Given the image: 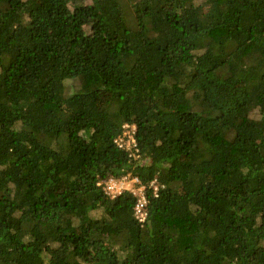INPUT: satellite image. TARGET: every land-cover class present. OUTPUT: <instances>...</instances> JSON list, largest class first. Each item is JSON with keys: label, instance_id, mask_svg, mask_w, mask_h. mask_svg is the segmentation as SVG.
Masks as SVG:
<instances>
[{"label": "trees", "instance_id": "obj_1", "mask_svg": "<svg viewBox=\"0 0 264 264\" xmlns=\"http://www.w3.org/2000/svg\"><path fill=\"white\" fill-rule=\"evenodd\" d=\"M0 264H264V0H0Z\"/></svg>", "mask_w": 264, "mask_h": 264}, {"label": "built area", "instance_id": "obj_2", "mask_svg": "<svg viewBox=\"0 0 264 264\" xmlns=\"http://www.w3.org/2000/svg\"><path fill=\"white\" fill-rule=\"evenodd\" d=\"M135 143V141H133ZM127 179H123L121 181H110L107 185V190L108 192L113 196H117L121 194L124 191L123 185L127 182ZM134 182H137V180H134ZM116 187L121 188L122 190L116 191ZM143 203L145 204V199L144 197L141 199Z\"/></svg>", "mask_w": 264, "mask_h": 264}, {"label": "rangeland", "instance_id": "obj_3", "mask_svg": "<svg viewBox=\"0 0 264 264\" xmlns=\"http://www.w3.org/2000/svg\"><path fill=\"white\" fill-rule=\"evenodd\" d=\"M103 103V102H102ZM132 135H133V131H132V129H129L128 130V132L126 133V136L127 137H130L131 139L133 138L132 137ZM133 184H135V182H134V180H131V181H127L124 185H123V188H124V190H128V189H130L131 191H136L139 195H143V192H144V188H139V189H133ZM118 190H122L121 188H118V187H116V191H118ZM123 191V190H122ZM114 196V195H113ZM115 197V196H114Z\"/></svg>", "mask_w": 264, "mask_h": 264}, {"label": "clouds", "instance_id": "obj_4", "mask_svg": "<svg viewBox=\"0 0 264 264\" xmlns=\"http://www.w3.org/2000/svg\"><path fill=\"white\" fill-rule=\"evenodd\" d=\"M133 140V139H132Z\"/></svg>", "mask_w": 264, "mask_h": 264}]
</instances>
